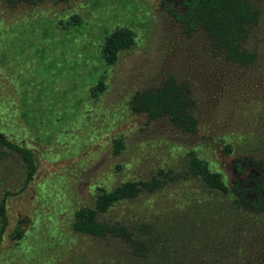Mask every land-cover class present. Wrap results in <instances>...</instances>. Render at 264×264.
Segmentation results:
<instances>
[{
    "label": "rangeland",
    "instance_id": "rangeland-1",
    "mask_svg": "<svg viewBox=\"0 0 264 264\" xmlns=\"http://www.w3.org/2000/svg\"><path fill=\"white\" fill-rule=\"evenodd\" d=\"M250 1L259 20L245 46L258 59L236 65L190 35L165 0H0V131L36 165L26 179L20 154L0 146V264H98L114 242L75 231L74 211L124 182L184 171L190 150L228 186L249 184V157L264 152V0ZM118 28L129 44L107 63L101 46ZM168 78L188 87L195 133L129 108L133 93ZM213 198L225 201L199 179H180L99 218L132 225Z\"/></svg>",
    "mask_w": 264,
    "mask_h": 264
},
{
    "label": "trees",
    "instance_id": "trees-1",
    "mask_svg": "<svg viewBox=\"0 0 264 264\" xmlns=\"http://www.w3.org/2000/svg\"><path fill=\"white\" fill-rule=\"evenodd\" d=\"M164 4L190 35L203 34L211 51L222 55L227 63L252 65L257 61L258 52L245 46L259 20L250 0H165ZM72 20L78 22V17ZM129 40L126 28L108 34L101 46L103 60L113 62ZM192 105L188 87L172 78L158 89L136 91L129 100L132 112L149 119L165 117L175 127L195 133L197 119ZM0 146L20 154L27 169L26 179H30L36 169L32 150L13 142L2 131ZM226 149L229 151V145ZM186 159L182 172L160 169L149 180L124 182L111 191L100 192L92 208L74 211L71 227L75 231L114 242L98 264H264V152L249 157L254 172L247 186L239 180L228 186L221 174L211 170L193 150L187 152ZM189 178L199 179L205 190L225 201L195 199V207L187 211L161 212L149 221L132 225L99 218L115 202ZM6 223L3 215L0 242ZM21 233L16 228L13 236L19 238Z\"/></svg>",
    "mask_w": 264,
    "mask_h": 264
}]
</instances>
